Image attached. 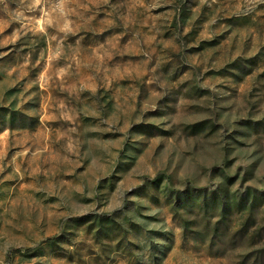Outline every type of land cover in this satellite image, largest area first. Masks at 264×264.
<instances>
[{
  "label": "rangeland",
  "instance_id": "obj_1",
  "mask_svg": "<svg viewBox=\"0 0 264 264\" xmlns=\"http://www.w3.org/2000/svg\"><path fill=\"white\" fill-rule=\"evenodd\" d=\"M0 264H264V0H0Z\"/></svg>",
  "mask_w": 264,
  "mask_h": 264
}]
</instances>
